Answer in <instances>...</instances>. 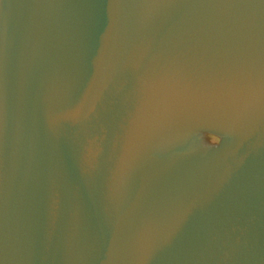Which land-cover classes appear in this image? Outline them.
Segmentation results:
<instances>
[{"label": "water", "instance_id": "water-1", "mask_svg": "<svg viewBox=\"0 0 264 264\" xmlns=\"http://www.w3.org/2000/svg\"><path fill=\"white\" fill-rule=\"evenodd\" d=\"M0 264H264V0H0Z\"/></svg>", "mask_w": 264, "mask_h": 264}]
</instances>
